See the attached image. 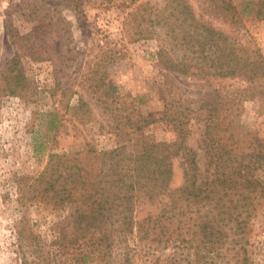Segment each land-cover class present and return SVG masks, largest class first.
Wrapping results in <instances>:
<instances>
[{
    "label": "rangeland",
    "instance_id": "obj_1",
    "mask_svg": "<svg viewBox=\"0 0 264 264\" xmlns=\"http://www.w3.org/2000/svg\"><path fill=\"white\" fill-rule=\"evenodd\" d=\"M190 2L196 11L207 5L205 0ZM164 5L165 0H0V74L17 53L25 82L9 93L0 76V264H78L77 244L62 252L59 243L61 232L69 236L77 228L71 207L18 200L50 151L71 157L86 155L90 147L111 148L117 121L127 116L134 120L138 113L160 118L165 111L185 108L191 117L187 142L197 151L203 171L207 111L201 104L207 97L219 105L220 131H233L239 148L264 139L261 101L236 104L235 90L243 82L207 83L175 74L157 54L158 27L138 38V30H151L149 11ZM206 14L241 53L264 60V19L251 10L236 24ZM80 100L86 105L80 107ZM120 126L130 130L128 123ZM143 131L158 141L176 138L171 122L163 119ZM258 175L264 180V169ZM181 182L175 159L170 186ZM160 208L144 205L139 217L147 211L157 214ZM161 225L165 227H156L149 237L137 238L134 264H171V220ZM249 240V264H264V206L251 220ZM87 264L103 261L93 254Z\"/></svg>",
    "mask_w": 264,
    "mask_h": 264
},
{
    "label": "trees",
    "instance_id": "obj_2",
    "mask_svg": "<svg viewBox=\"0 0 264 264\" xmlns=\"http://www.w3.org/2000/svg\"><path fill=\"white\" fill-rule=\"evenodd\" d=\"M205 1L204 9L196 11L190 0H165L166 5L155 7L153 14L149 11L151 30H138V38L150 36L158 27L157 54L168 70L207 83L239 80L244 85L235 90L236 104L257 99L264 109V60L241 53L206 14L236 24L251 10L264 19V0ZM0 76L9 93L25 86L17 53L7 59ZM80 101V107L86 105ZM204 106L203 171L197 151L187 142L191 117L185 108L165 111L160 118L138 113L134 120L127 116L116 122L111 148L90 147L86 155L71 157L48 152L43 169L18 200L71 207L77 228L69 236L61 232L59 243L62 252L77 244L78 264H87L93 254L103 264H134L137 238L165 227L164 219L171 220V264H249L251 220L264 206V180L258 175L264 169V139L239 148L233 131L227 135L220 131L219 105L207 97ZM159 119L171 122L173 141L154 140L143 131ZM127 123L130 130L120 126ZM175 159L182 182L173 187ZM158 204L159 213L147 211L139 217L144 205Z\"/></svg>",
    "mask_w": 264,
    "mask_h": 264
}]
</instances>
